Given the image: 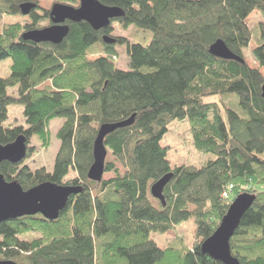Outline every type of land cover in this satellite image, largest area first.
Masks as SVG:
<instances>
[{
	"label": "trees",
	"instance_id": "16d2710c",
	"mask_svg": "<svg viewBox=\"0 0 264 264\" xmlns=\"http://www.w3.org/2000/svg\"><path fill=\"white\" fill-rule=\"evenodd\" d=\"M77 8L78 0H49ZM122 10L114 20L124 30L152 34L146 45L110 37V26L94 31L87 23H66L58 45L22 39L42 23L49 9L37 0H0V17L24 23L0 25V61H11L0 78V147L26 139L25 159L3 162L0 175L23 191L43 183L79 190L54 221L40 215L0 223V261L14 264H222L201 251L218 228L231 202L242 194L255 200L229 242L238 264H264V20L252 28L246 20L264 18V0H98ZM36 5L28 16L20 6ZM113 22V21H112ZM111 22V23H112ZM111 38V37H110ZM217 40L244 61L217 59L209 47ZM253 44L249 64L243 51ZM116 46H124L127 70L116 66ZM98 57L88 60L90 57ZM17 87V97L7 89ZM236 99L229 108L205 102ZM235 97V98H234ZM23 108L26 127L5 128L7 108ZM59 119V143L52 172L24 165L34 153L30 138L49 146L48 125ZM131 119V125L104 140V175L87 178L99 127ZM187 121L195 150L216 159L199 168L171 167L161 141L168 125ZM172 174L163 191L165 206L150 187ZM71 175L70 177H68ZM68 177V178H66ZM226 194V197H223ZM193 219L195 242L160 249L150 234L164 235Z\"/></svg>",
	"mask_w": 264,
	"mask_h": 264
},
{
	"label": "water",
	"instance_id": "95a60500",
	"mask_svg": "<svg viewBox=\"0 0 264 264\" xmlns=\"http://www.w3.org/2000/svg\"><path fill=\"white\" fill-rule=\"evenodd\" d=\"M79 5L73 8L61 4H53L49 10L50 25L41 29L27 31L22 35L25 41L35 44L48 43L58 45L67 37L69 28L66 23H87L94 31L107 29L111 22L123 16L122 10L102 6L98 0H78ZM36 5L25 3L20 6L22 16H28L34 11ZM106 45H114L116 40L106 35L102 36ZM213 57L225 61H235L244 64V61L231 53L225 44L217 40L208 50ZM261 97L264 99V84L261 87ZM131 125V119L114 124H104L99 127L97 137L92 148V164L87 172L88 180L100 183L104 176V166L107 152L104 140L118 129ZM26 139L18 137L13 143L0 147V164L8 162L17 164L26 156ZM172 174L162 177L150 189V196L165 206L163 191ZM79 193L78 189L43 183L28 191H23L17 182H6L0 175V223L40 215L49 221L56 220L65 209L71 196ZM255 197L242 194L236 197L220 221L215 232L201 245V251L214 261L222 264H238L231 256L229 242L238 229L244 214L250 209ZM0 264H14L11 261L1 260Z\"/></svg>",
	"mask_w": 264,
	"mask_h": 264
},
{
	"label": "rangeland",
	"instance_id": "374dc122",
	"mask_svg": "<svg viewBox=\"0 0 264 264\" xmlns=\"http://www.w3.org/2000/svg\"><path fill=\"white\" fill-rule=\"evenodd\" d=\"M39 5L44 9H49L53 5L49 0H37ZM264 18L253 12L249 18L246 20L247 26L252 28L258 21H263ZM24 23L22 17L19 16H6L0 17V25ZM48 24L42 23L40 29L47 27ZM112 32L110 37L116 38H127L128 41L134 44H140L143 46L148 45L151 42L152 34L149 31H142L135 27H129L124 30L117 22L111 23ZM253 44H249L248 48L243 51L245 60L249 63H253V58L251 56V51L253 50ZM116 56V66L119 70H127V57L125 54L124 46L115 47ZM96 57H90L88 60H95ZM11 61L5 59L0 61V78H7L10 74ZM260 74L264 80V71L260 70ZM7 95L12 98L17 97V87H12L7 89ZM235 98V97H234ZM223 100L229 108H233L231 104L235 105L236 99L232 98H219L213 97L205 102H213L220 104L219 100ZM62 124V120L55 119L48 125L49 133V146L45 149L41 147L39 139L35 136L30 138L28 147L34 148V153L31 157L24 161V165L29 167L31 171L44 168L48 173L52 172L53 163L55 159L56 152L59 147V143L55 138V134ZM5 128L13 127H26L23 118V108L22 106L12 104L7 108V119L3 123ZM161 146L167 148L166 160L169 165L173 167H178L182 165H188L195 168H199L207 162L214 161L216 157L211 154L198 152L194 149L192 145V138L190 132V126L187 121H174L168 125L167 133L164 135L161 141ZM264 160V154L261 156ZM69 175L68 177H70ZM66 177V178H68ZM110 174H105L103 180L109 179ZM195 224L193 219L188 222L177 226L175 229L164 235L150 234V239L153 240L160 249L165 248H176L179 245V241L183 243L184 246L190 247L196 240L195 238Z\"/></svg>",
	"mask_w": 264,
	"mask_h": 264
},
{
	"label": "built area",
	"instance_id": "2783aa9c",
	"mask_svg": "<svg viewBox=\"0 0 264 264\" xmlns=\"http://www.w3.org/2000/svg\"><path fill=\"white\" fill-rule=\"evenodd\" d=\"M223 197H226V194H223Z\"/></svg>",
	"mask_w": 264,
	"mask_h": 264
},
{
	"label": "bare ground",
	"instance_id": "6f19581e",
	"mask_svg": "<svg viewBox=\"0 0 264 264\" xmlns=\"http://www.w3.org/2000/svg\"><path fill=\"white\" fill-rule=\"evenodd\" d=\"M242 59V58H241ZM15 141V140H14Z\"/></svg>",
	"mask_w": 264,
	"mask_h": 264
}]
</instances>
